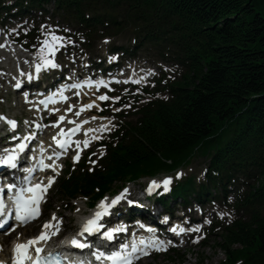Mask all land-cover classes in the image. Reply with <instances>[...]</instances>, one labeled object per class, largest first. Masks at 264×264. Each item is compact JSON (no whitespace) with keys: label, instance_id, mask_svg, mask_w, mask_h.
<instances>
[{"label":"trees","instance_id":"trees-1","mask_svg":"<svg viewBox=\"0 0 264 264\" xmlns=\"http://www.w3.org/2000/svg\"><path fill=\"white\" fill-rule=\"evenodd\" d=\"M85 1L57 5L79 11ZM98 1L125 6L137 19L162 17L186 40L191 65L175 99L130 127L128 143L112 151L105 173L73 175L62 193L89 194L94 186L103 193L117 180L170 170L195 152L216 149L214 164L224 172L250 163L260 168L262 181L249 202L252 210L264 209V0ZM255 211L251 223L223 233L217 243L226 254L223 264H264V216Z\"/></svg>","mask_w":264,"mask_h":264},{"label":"snow or ice","instance_id":"snow-or-ice-1","mask_svg":"<svg viewBox=\"0 0 264 264\" xmlns=\"http://www.w3.org/2000/svg\"><path fill=\"white\" fill-rule=\"evenodd\" d=\"M63 38L54 34V33H48L41 44L40 48V62L36 63L35 68L36 72L39 73L42 68H48V67H58V65L54 62V60L48 55L49 53L54 54L57 50V45L62 46ZM4 45H0V47H3ZM112 59H115V57H112ZM29 79H31V76H29ZM100 84H103V81L99 82ZM20 85L17 84L16 87H19ZM76 87H79V85H76ZM101 100H106L108 97L106 95H102L99 97ZM66 99V98H65ZM114 99H119V97H115ZM92 107V104L83 105L81 108V111H83L85 108ZM71 111V109H68ZM79 115V113H77ZM0 119H6L5 117L0 116ZM61 120L64 119L63 116L60 117ZM7 123L11 125L13 128L16 126V122L13 120H8ZM76 130H79V125H77ZM72 130L69 129V132ZM88 131H92V129H89ZM61 136H65V132L63 129H61L60 132ZM97 139L99 137H96ZM55 139V137H53ZM57 143L61 148H66V146L71 143L70 137L63 139V140H57ZM77 146H79V142H76ZM84 146L86 147L88 145V141L85 140ZM25 145L20 144L18 145V148L23 151ZM74 159H79V153L74 157ZM16 160V154H9L0 157V164L8 165L10 167H16L15 164ZM48 167H51V165H48ZM179 176L180 173H177ZM171 177H165L163 180L157 181L152 180L146 191L151 193L156 188L161 187L163 185L164 191H168L169 184L171 181ZM54 178H51L49 180V186L53 182ZM8 189L11 190L14 188V185L9 184ZM0 191H3L0 189ZM47 191V186H44L40 183H37L35 185L29 184L27 189H20L18 192L15 193L13 199H14V217L15 221L22 224H28L31 220H34L37 216L40 215L39 212V202L43 197V193ZM129 190L128 188H124L123 191L112 198L111 202H106L108 198H104L99 202L97 205V211L95 214L89 218L84 225L80 228L78 235H83L85 232L91 234L93 232H99L101 228L104 227L103 224L98 223V221L103 217L104 215L109 214V209H111L114 205H116L121 199L126 198L125 193H127ZM25 193H28L30 195H26ZM129 203H132V201H128ZM6 211V206L3 202V199L0 198V213H4ZM8 219L10 217L0 216V227H3L5 224H7ZM168 218L165 217V220ZM53 223L52 221L45 222L43 225V228L47 231L48 229H51L52 234H58L59 233V225L60 221L56 219L55 214H53ZM210 223L211 221H207ZM143 227V225H141ZM12 230H15L14 227ZM172 231H177L176 228L171 229ZM46 231H42L38 236L33 237L29 239L28 241L24 243H17L14 246V259L13 264H61V260L59 258L58 254L54 253H48L46 256H41V249L39 247L35 248V254L36 257L33 260L32 255L30 254V246L37 245L39 241L41 240H47L50 238L49 235H46ZM121 231L120 227L116 228H108L106 231L103 232V236L108 239H113V233ZM148 231H152V229H148ZM179 232H184L186 229L179 228ZM187 231H195L199 232L200 227L197 226L193 229H187ZM201 237H196V240L194 242H198ZM170 243V242H169ZM71 244L74 246L83 248L86 245L79 241L75 236L71 240ZM121 248L124 249V251H113L110 254L106 256L107 260H110L112 264H132L133 260L139 259L141 256L149 255L150 249L156 250V251H166L167 245L164 241L159 240L156 237H151L150 239H141L139 243L133 242L130 246L129 245H121ZM130 248V250H129ZM93 255L96 257L97 260H100L101 257H105V253L97 250V252L93 253ZM0 264H4L3 261H0Z\"/></svg>","mask_w":264,"mask_h":264},{"label":"rangeland","instance_id":"rangeland-1","mask_svg":"<svg viewBox=\"0 0 264 264\" xmlns=\"http://www.w3.org/2000/svg\"><path fill=\"white\" fill-rule=\"evenodd\" d=\"M207 162L208 160L206 157H198L193 161V165L191 166V168L185 169V172H187L188 175H193V176H197L198 178H202L203 176L202 171L205 169ZM53 195H54L53 200L56 201V191L54 192ZM65 216L68 218V220H72V217L68 216L67 213L65 214ZM220 241L221 239L216 236L214 240H210V242L205 247L193 248L190 252H188V254L186 253L184 261L182 262L171 263L168 262L166 257H160L155 260L152 259L148 260L146 263L147 264H218L224 258L223 253L216 248V244L219 243ZM202 258L204 259L203 263L200 261V259Z\"/></svg>","mask_w":264,"mask_h":264},{"label":"bare ground","instance_id":"bare-ground-1","mask_svg":"<svg viewBox=\"0 0 264 264\" xmlns=\"http://www.w3.org/2000/svg\"><path fill=\"white\" fill-rule=\"evenodd\" d=\"M35 225H36V224L32 225L31 227H33V226H35ZM217 249L220 250V251L223 253L224 256H226V254H225L221 249H219V248H217ZM2 256H4V255H2ZM200 261L203 262L204 259L202 258V259H200Z\"/></svg>","mask_w":264,"mask_h":264}]
</instances>
